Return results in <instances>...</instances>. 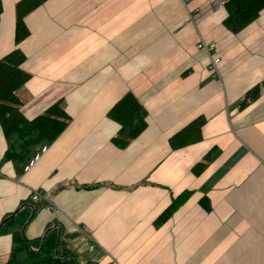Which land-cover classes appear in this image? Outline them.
Returning <instances> with one entry per match:
<instances>
[{
  "label": "crops",
  "instance_id": "0c3cea01",
  "mask_svg": "<svg viewBox=\"0 0 264 264\" xmlns=\"http://www.w3.org/2000/svg\"><path fill=\"white\" fill-rule=\"evenodd\" d=\"M2 1L0 57L20 47L31 74L18 91L22 112L32 119L63 99L71 121L34 150L49 147L28 171L0 166V264L12 249L2 232L10 214L28 239L54 227L73 235L96 264H264V9L233 33L216 0H47L25 17L30 35L17 45L19 0ZM202 39L216 44L218 72ZM127 91L148 125L120 148L107 114ZM200 116L202 139L173 149L170 138ZM213 147L218 156L196 172ZM6 149L0 126V162Z\"/></svg>",
  "mask_w": 264,
  "mask_h": 264
},
{
  "label": "trees",
  "instance_id": "16d2710c",
  "mask_svg": "<svg viewBox=\"0 0 264 264\" xmlns=\"http://www.w3.org/2000/svg\"><path fill=\"white\" fill-rule=\"evenodd\" d=\"M47 0H19L16 3L15 41L20 44L30 35L25 17ZM227 15L223 21L225 27L233 33H239L255 21L264 9V0H228L225 3ZM3 1L0 0V23L3 13ZM25 53L16 47L0 57V126L3 128L7 149L0 166L12 161L16 167L31 157L41 144L53 143L71 121L63 99L54 102L44 112L29 119L21 110L22 100L18 94L31 74L23 68ZM260 94V87H252L241 102L245 106ZM108 117L120 124L113 142L120 148L127 147L147 127L148 111L133 91H127L108 111ZM206 119L200 116L170 138L173 149H178L202 139V128ZM218 147H213L202 161L196 164L199 172L218 156ZM95 186V185H93ZM92 186V187H93ZM186 190L173 198L171 204L158 216L156 226L164 224L190 196ZM42 203H37V210ZM12 214L4 220L2 232L13 234V243L6 264H96L93 260H84L67 240L73 235L64 234L56 227L49 229L43 239H28L22 228L12 229Z\"/></svg>",
  "mask_w": 264,
  "mask_h": 264
},
{
  "label": "built area",
  "instance_id": "2783aa9c",
  "mask_svg": "<svg viewBox=\"0 0 264 264\" xmlns=\"http://www.w3.org/2000/svg\"><path fill=\"white\" fill-rule=\"evenodd\" d=\"M228 0H216L215 3L218 7H223L225 5V3ZM198 47L200 49H205L211 58V68L214 72H218L220 69V64L222 62L221 58L219 56H217L215 54V49H216V44L212 43V42H207L205 40H201L198 43ZM48 145H43L38 151H36L26 162L24 170L28 171L29 169H31L42 157V155L44 153H46V151L48 150ZM41 197V193L39 190H34V195L33 198L34 199H39ZM82 231L85 232L86 234H88L87 230L85 227H82ZM96 243L92 242L90 250L93 251L96 249Z\"/></svg>",
  "mask_w": 264,
  "mask_h": 264
}]
</instances>
